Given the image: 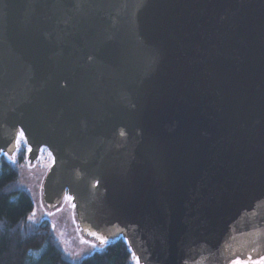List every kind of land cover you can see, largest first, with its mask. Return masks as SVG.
Here are the masks:
<instances>
[{
	"label": "water",
	"instance_id": "obj_1",
	"mask_svg": "<svg viewBox=\"0 0 264 264\" xmlns=\"http://www.w3.org/2000/svg\"><path fill=\"white\" fill-rule=\"evenodd\" d=\"M19 132L49 208L142 264H264V0H0V155Z\"/></svg>",
	"mask_w": 264,
	"mask_h": 264
},
{
	"label": "trees",
	"instance_id": "obj_2",
	"mask_svg": "<svg viewBox=\"0 0 264 264\" xmlns=\"http://www.w3.org/2000/svg\"><path fill=\"white\" fill-rule=\"evenodd\" d=\"M25 143L14 154L15 163L0 155V264H134L124 238L105 245L78 260L69 259L44 218L33 222L30 194L20 186V169L27 160Z\"/></svg>",
	"mask_w": 264,
	"mask_h": 264
},
{
	"label": "rangeland",
	"instance_id": "obj_3",
	"mask_svg": "<svg viewBox=\"0 0 264 264\" xmlns=\"http://www.w3.org/2000/svg\"><path fill=\"white\" fill-rule=\"evenodd\" d=\"M24 143L25 138L23 137L21 145ZM16 151L17 149H14L13 154L8 155V158L13 157ZM46 157L48 156L40 152L34 156L32 161L30 157H27L20 169L19 183L30 194L35 204L30 216L31 220L38 222L44 218L48 219L52 226H55L53 227L54 235L65 255L71 260H78L95 250H100L102 246L94 236L89 235L88 230L85 232L81 227L77 207L72 197L70 200L67 199L68 196L63 197L49 208L44 195V183L50 168V160L46 161ZM33 213H35L34 216ZM91 244H96L97 248L93 249ZM136 258L139 260L137 256ZM132 262L136 264L133 258ZM139 264H142L140 260Z\"/></svg>",
	"mask_w": 264,
	"mask_h": 264
},
{
	"label": "snow or ice",
	"instance_id": "obj_4",
	"mask_svg": "<svg viewBox=\"0 0 264 264\" xmlns=\"http://www.w3.org/2000/svg\"><path fill=\"white\" fill-rule=\"evenodd\" d=\"M23 136H24V133L23 132H21V133H19V139H17V141H16V143H15V148L17 149V150H19L20 149V146H21V140L23 139ZM26 143V142H25ZM27 151H31V148H29V149H27ZM3 155L4 156H8V153L7 152H3ZM9 159H11L12 160V162L13 163H15V158H14V156L13 157H9ZM67 199H71V197H67ZM35 215V213H33V216ZM32 217H29V219H31ZM53 227H55V226H53ZM90 235H92V236H94L95 238H96V240H98L99 241V244L102 246L101 247V251H103V246H105V245H107V244H109L110 243V241H108V240H106L103 236H101V235H98L97 233H95V232H91L90 233ZM85 243H87V241H84ZM91 247L93 248V249H96L97 248V245L96 244H91ZM133 260H135L136 261V264H139V260L136 258V256H135V254H133ZM249 262H251V257H249L248 258V260L247 261H244V262H241L239 259H237V260H235V261H233V264H249ZM251 264H258V262H251Z\"/></svg>",
	"mask_w": 264,
	"mask_h": 264
},
{
	"label": "flooded vegetation",
	"instance_id": "obj_5",
	"mask_svg": "<svg viewBox=\"0 0 264 264\" xmlns=\"http://www.w3.org/2000/svg\"><path fill=\"white\" fill-rule=\"evenodd\" d=\"M19 133H21V132H19ZM19 133L17 134L16 141H17V139L20 138V137H19ZM25 142H26V141H25ZM25 146H26L27 149H29L27 143H25ZM40 153L43 154V155L48 156V157H46V161L50 160V163H49V164H50V168H49V170H50L51 167L54 165V162H55V157H54V155H53V154H52L47 148H45V147L41 148ZM27 157H31V154H30L29 151H27V156H26V158H27ZM66 196H68V197L70 196L69 193H68L67 191L65 192V194H64L63 197H66Z\"/></svg>",
	"mask_w": 264,
	"mask_h": 264
}]
</instances>
